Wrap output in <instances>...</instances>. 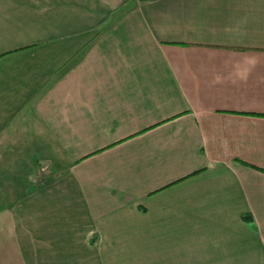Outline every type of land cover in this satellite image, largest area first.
Here are the masks:
<instances>
[{
	"label": "crops",
	"instance_id": "crops-1",
	"mask_svg": "<svg viewBox=\"0 0 264 264\" xmlns=\"http://www.w3.org/2000/svg\"><path fill=\"white\" fill-rule=\"evenodd\" d=\"M7 158L0 264H264V0H0Z\"/></svg>",
	"mask_w": 264,
	"mask_h": 264
},
{
	"label": "rangeland",
	"instance_id": "rangeland-1",
	"mask_svg": "<svg viewBox=\"0 0 264 264\" xmlns=\"http://www.w3.org/2000/svg\"><path fill=\"white\" fill-rule=\"evenodd\" d=\"M27 151L28 149H24V152H27ZM7 155H3V156L6 158ZM7 159L8 161H4L6 163H2L4 159L0 160V177H4L3 178L4 180L2 183H5V180H8V183H12V185H14L15 187L18 186V188L24 191L25 168H24V163L22 162L24 159L22 158L21 162L18 161L19 159H15V158L13 159L7 158ZM40 167L41 166L39 165L35 167V171H34L35 175H33L34 181L28 182L29 184L34 183L32 184V186L36 184L41 185L42 183L48 180L47 178L48 175L45 173V171L41 170Z\"/></svg>",
	"mask_w": 264,
	"mask_h": 264
}]
</instances>
